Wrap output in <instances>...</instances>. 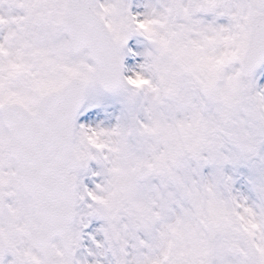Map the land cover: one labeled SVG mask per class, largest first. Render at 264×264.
Here are the masks:
<instances>
[{
    "label": "snow or ice",
    "instance_id": "1",
    "mask_svg": "<svg viewBox=\"0 0 264 264\" xmlns=\"http://www.w3.org/2000/svg\"><path fill=\"white\" fill-rule=\"evenodd\" d=\"M0 264H264V0H0Z\"/></svg>",
    "mask_w": 264,
    "mask_h": 264
},
{
    "label": "rangeland",
    "instance_id": "2",
    "mask_svg": "<svg viewBox=\"0 0 264 264\" xmlns=\"http://www.w3.org/2000/svg\"><path fill=\"white\" fill-rule=\"evenodd\" d=\"M243 174H246V172H245V173H242V175H243Z\"/></svg>",
    "mask_w": 264,
    "mask_h": 264
}]
</instances>
